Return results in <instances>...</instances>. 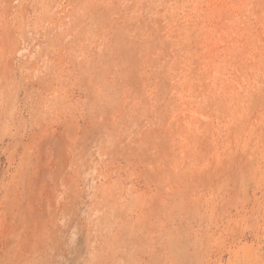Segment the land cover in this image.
Segmentation results:
<instances>
[{
	"label": "rangeland",
	"instance_id": "1",
	"mask_svg": "<svg viewBox=\"0 0 264 264\" xmlns=\"http://www.w3.org/2000/svg\"><path fill=\"white\" fill-rule=\"evenodd\" d=\"M0 264H264V0H0Z\"/></svg>",
	"mask_w": 264,
	"mask_h": 264
}]
</instances>
